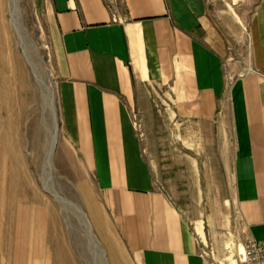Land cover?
<instances>
[{
	"label": "crops",
	"instance_id": "crops-1",
	"mask_svg": "<svg viewBox=\"0 0 264 264\" xmlns=\"http://www.w3.org/2000/svg\"><path fill=\"white\" fill-rule=\"evenodd\" d=\"M40 1L59 50L61 138L92 180L88 215L111 264H123V253L137 264H209L195 229L203 225L205 235L209 218L199 205L220 177L197 158L182 169L166 164L157 146L151 161L136 123L144 131L167 124L169 133L177 124L185 140L198 130L214 156L231 151L223 171L232 221L247 240L264 241V0L246 54L208 0ZM164 174L183 183L173 190Z\"/></svg>",
	"mask_w": 264,
	"mask_h": 264
},
{
	"label": "rangeland",
	"instance_id": "rangeland-1",
	"mask_svg": "<svg viewBox=\"0 0 264 264\" xmlns=\"http://www.w3.org/2000/svg\"><path fill=\"white\" fill-rule=\"evenodd\" d=\"M208 1L219 20L241 38V52L246 54L249 23L260 0ZM2 2L5 3L0 15L4 14L5 29L1 32L3 34L0 33V57L10 70L11 78L6 86L11 99L7 106L10 110L5 108L6 99L0 100V128L5 129L6 124L12 127L13 148H16L20 160L14 168V200L10 207L0 202L2 264H111L106 247L88 215V198L97 197L92 180L83 171L76 152L71 151L61 138L54 75L59 50L49 16L40 0H17V18L12 21L9 0ZM44 86L55 96L54 110L57 113L56 145L48 166V130L52 127V117ZM0 94L7 95L1 78ZM135 127L151 161L156 158L152 147L157 146L166 164L182 169L185 161L197 158L202 169L212 171V178L215 175L220 177L219 188L208 187L205 191L209 203L199 205L202 212L207 209L209 218L205 235L201 232L203 225L199 224L197 228L192 225V228L201 234V254L209 264H237L239 259L243 260L247 237L244 226L232 221L237 209L232 202L228 173L223 171L229 166L231 151H220L219 156H214L215 151H207L206 140H202L198 130L191 133V139L185 140L187 133L177 124L171 125L172 133L168 132L167 124L149 125L146 132L141 123H136ZM11 152L9 149L0 151V193L3 172L10 168ZM4 159L6 166L3 170ZM216 159L222 169L218 174L214 173L218 165ZM166 175L164 181L171 183L173 190L176 184L183 183V179L172 178L170 181ZM68 203L76 205L85 214L91 238L70 211ZM38 237L41 239L37 244ZM37 250L39 254L29 260L30 251ZM123 264L137 263L126 259L123 253Z\"/></svg>",
	"mask_w": 264,
	"mask_h": 264
},
{
	"label": "bare ground",
	"instance_id": "bare-ground-1",
	"mask_svg": "<svg viewBox=\"0 0 264 264\" xmlns=\"http://www.w3.org/2000/svg\"><path fill=\"white\" fill-rule=\"evenodd\" d=\"M4 3L2 2V0H0V12L3 11V4ZM9 6H10V8H9L10 9V18L13 21L17 18V13H18V11H17V0H9ZM2 15H4V14L2 13L0 15V33L5 29V25L3 24V20H2ZM1 34H3V33H1ZM8 73H10V70L8 69V67H7L6 63L3 61V59L0 57V76H1L0 78H1V81L7 90V95L0 94V100L6 99L5 108L7 110H10V107H7L10 104V103H8V101H10V99H11L10 90L6 86L10 82V78H11V77H9L10 74H8ZM44 90L46 92V99L48 101V106H49V109L51 111L50 113H51V117H52V127H51V130H48L49 131L48 138L50 140V147L47 151V156H46V164L48 166V164H50L51 157L54 153L55 145H56V137L54 135V128L57 126V123H56L57 122V118H56L57 113L55 114V110H54V103H55L54 94H52V92L46 86H44ZM1 108L2 107L0 106V109ZM0 130H1L0 131V151H4L7 149H9L10 151H13V152H11V154H9V156H10L9 167L10 168H9L8 172H6V173H5V171L3 172L2 184H1V193H0V199H1L0 202L2 204H5V203L8 204V207H10L12 201L14 200L13 195H14V191H15L14 189H15V173L16 172L14 171V168H15V165L17 164V162L19 163L20 160H19V156H18L16 148H13L14 147V139L12 138V135H13L12 134V127L9 124L8 125L6 124V128L4 129L2 127V129L0 128ZM5 166H6V160L4 159L3 170L5 169ZM69 204L70 203H68L67 206ZM68 207H69L70 211L77 216V218L79 219V221L83 225L84 231L86 230V232L88 233V237H90L91 236L90 235L91 229H90V225H89L88 220L84 216L85 214L82 213L80 208L76 207V205L74 206V205L70 204ZM37 233H38V231H37ZM40 239H41L40 237H38L36 239L37 243L40 242ZM3 260L4 259L0 256V263L1 264H2ZM100 263H102V262L100 261Z\"/></svg>",
	"mask_w": 264,
	"mask_h": 264
},
{
	"label": "built area",
	"instance_id": "built-area-1",
	"mask_svg": "<svg viewBox=\"0 0 264 264\" xmlns=\"http://www.w3.org/2000/svg\"><path fill=\"white\" fill-rule=\"evenodd\" d=\"M109 7L115 5L116 0H105ZM243 264H264V241L247 240L243 247Z\"/></svg>",
	"mask_w": 264,
	"mask_h": 264
}]
</instances>
